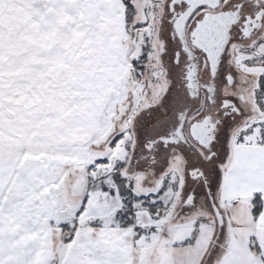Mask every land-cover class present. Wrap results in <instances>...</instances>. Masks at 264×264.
Wrapping results in <instances>:
<instances>
[{"label":"snow or ice","instance_id":"6c2138e0","mask_svg":"<svg viewBox=\"0 0 264 264\" xmlns=\"http://www.w3.org/2000/svg\"><path fill=\"white\" fill-rule=\"evenodd\" d=\"M0 264H264V0H0Z\"/></svg>","mask_w":264,"mask_h":264}]
</instances>
